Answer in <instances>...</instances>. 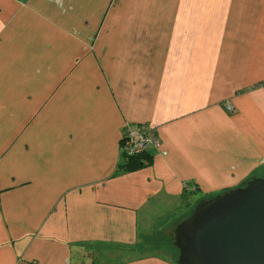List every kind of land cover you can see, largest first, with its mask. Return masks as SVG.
I'll return each instance as SVG.
<instances>
[{"label":"crops","instance_id":"1","mask_svg":"<svg viewBox=\"0 0 264 264\" xmlns=\"http://www.w3.org/2000/svg\"><path fill=\"white\" fill-rule=\"evenodd\" d=\"M256 171L264 0H0V264H176L152 218Z\"/></svg>","mask_w":264,"mask_h":264},{"label":"water","instance_id":"2","mask_svg":"<svg viewBox=\"0 0 264 264\" xmlns=\"http://www.w3.org/2000/svg\"><path fill=\"white\" fill-rule=\"evenodd\" d=\"M161 232L176 264H264V176L199 199Z\"/></svg>","mask_w":264,"mask_h":264},{"label":"built area","instance_id":"3","mask_svg":"<svg viewBox=\"0 0 264 264\" xmlns=\"http://www.w3.org/2000/svg\"><path fill=\"white\" fill-rule=\"evenodd\" d=\"M227 109L231 110L232 107L228 106ZM160 146L161 139L156 127L151 123H141L134 126L126 125L120 139L119 149L124 159H131L145 156L150 149H159Z\"/></svg>","mask_w":264,"mask_h":264},{"label":"rangeland","instance_id":"4","mask_svg":"<svg viewBox=\"0 0 264 264\" xmlns=\"http://www.w3.org/2000/svg\"><path fill=\"white\" fill-rule=\"evenodd\" d=\"M261 174H264V172L263 173H261ZM241 184V183H240ZM212 195H214V194H212ZM211 195V196H212ZM192 209V208H191ZM191 209L189 210V211H187V212H185V211H182V213H181V215L180 216H178V214L177 215H174L173 213H171L169 216H162V215H160V216H157V215H155L153 218H152V220L153 219H156V223L158 224L159 222L162 224V226H163V228L167 225V224H169V223H171V222H173V221H175L176 220V217H178V218H180V217H182V216H184V215H187L190 211H191ZM185 212V213H184ZM164 215V214H163ZM175 217V218H174ZM158 227V230H160V229H163V228H161L160 226H157ZM157 231V229L155 228V229H153V230H149V233L148 234H146V235H139V241L141 240V239H143V240H145L146 241V243L145 244H142L143 245V247H141V243H140V250L139 249H135V251L136 252H138V250L139 251H151L152 249L154 250L155 248H157V246H155L154 244H155V240H152L153 239V236L157 233L156 232ZM162 231V230H161ZM147 240H149V241H147ZM150 240H152V242H150ZM166 241V243H167V245L165 246V249H167V247H170V249L168 248L167 250V254H169L172 258H177V250H175V249H173L169 244V239H167V240H165ZM139 247V246H138ZM160 251V250H159Z\"/></svg>","mask_w":264,"mask_h":264},{"label":"trees","instance_id":"5","mask_svg":"<svg viewBox=\"0 0 264 264\" xmlns=\"http://www.w3.org/2000/svg\"><path fill=\"white\" fill-rule=\"evenodd\" d=\"M252 176H264V174H261L260 172L256 171V172H253V173L251 174V176H249V177H252ZM249 177H247V179H248ZM209 196H211V195H209ZM209 196H207V197H209ZM161 230H162V229L156 231L157 233L153 236V239H152V240H155V244H154V245L157 246V248H156L157 250H160V251L166 253V252L168 251L167 249H168V248L170 249V247H167V249H165V246L167 245V243H166L165 240H167V239H169V238L163 236ZM152 240H150V242H152ZM147 241H149V240H147ZM140 243H141V245H142V244H145L146 241L143 240V239H141V240H140ZM169 243H170V241H169ZM139 245H140V244H139ZM169 245H170L173 249L176 250V248H175L174 246H172L171 243H170ZM168 255H169V254H168ZM173 259L175 260V258H173Z\"/></svg>","mask_w":264,"mask_h":264}]
</instances>
